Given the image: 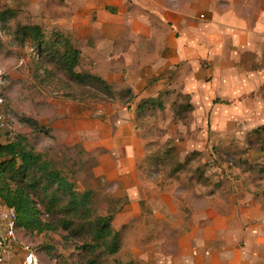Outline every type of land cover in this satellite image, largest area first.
<instances>
[{
    "label": "rangeland",
    "instance_id": "obj_1",
    "mask_svg": "<svg viewBox=\"0 0 264 264\" xmlns=\"http://www.w3.org/2000/svg\"><path fill=\"white\" fill-rule=\"evenodd\" d=\"M200 1L202 59L178 62V72L175 55L143 35L155 16L150 0H0V11L16 12L6 27L0 23L12 134L25 136L79 192L91 190L93 215H115L120 248L103 256L105 264H182L186 253L191 264H210L196 236L207 234L214 214L250 209L249 193L264 199V0L245 8L242 0L237 8L221 0L212 10L211 0ZM184 2L191 0L175 8ZM163 13H156L159 22ZM19 24L61 31L81 52L75 69L99 76L111 92L80 86L39 59L32 43L15 36ZM155 75L158 83L149 85ZM153 88L164 106L147 102L138 112L143 99L156 96ZM59 218L43 213L55 228L40 233L18 226L12 264H23L27 251L40 264H86L97 249L83 248L89 238L69 233Z\"/></svg>",
    "mask_w": 264,
    "mask_h": 264
},
{
    "label": "trees",
    "instance_id": "obj_2",
    "mask_svg": "<svg viewBox=\"0 0 264 264\" xmlns=\"http://www.w3.org/2000/svg\"><path fill=\"white\" fill-rule=\"evenodd\" d=\"M15 13L14 8L10 7L0 11L2 27H6ZM14 34L19 40L32 43L39 59L55 63L78 85H98L105 92H111L108 83L99 76L75 69L81 52L61 31L53 29L47 32L40 24H19ZM126 92L131 94L128 89ZM147 102H150L151 107L163 105L159 96L148 97L138 104V112H141L142 105ZM189 105L187 104L186 108H189ZM23 120L31 127H37L35 120L28 117ZM262 129L264 130V126ZM5 134L6 141L0 143V199L15 207L17 226L39 233L52 230L55 226L43 219V213L58 214V223L63 229L69 230L71 234L85 233L89 238V241L82 244L83 248H89L91 251L97 249L98 252L90 256L86 264H105L103 256L113 255L120 248L121 227L112 223L115 215H93L91 190L79 192L74 181L61 169L42 159L25 136L16 132L12 134V130L6 131ZM167 152L164 158L167 157ZM181 165L183 164L180 163L178 168Z\"/></svg>",
    "mask_w": 264,
    "mask_h": 264
},
{
    "label": "crops",
    "instance_id": "obj_3",
    "mask_svg": "<svg viewBox=\"0 0 264 264\" xmlns=\"http://www.w3.org/2000/svg\"><path fill=\"white\" fill-rule=\"evenodd\" d=\"M176 1L180 2L183 0H150V12L155 16H151V20L148 21V26H146L147 29L144 30L143 35L145 37L150 36V39L156 45L157 49L165 47V51L169 50L171 56L175 55L176 60L172 63V66H174L175 69L179 68V72L182 66L175 65L180 64L182 61L187 60L188 62L189 60V62L192 63V60H194L195 62H193L195 64L202 59L201 56H198L201 52V48L199 47L202 46V39L195 37L200 32L201 27L200 22L197 19L200 14L198 15L197 12L203 7L200 0H191V3L188 4L187 2L182 3L183 5L179 3L177 8H175L174 3ZM246 1L249 0H242V2H244L242 7L244 8L247 7ZM222 2L225 3V1L221 0H211L208 7H211L210 9L212 10L213 7H216V5H219ZM228 2V7H241V5H237V2H239L238 0H230ZM156 4H158L157 6H160L163 10L160 8L157 9ZM169 4L174 10L169 8ZM107 8L112 12L116 11L114 7ZM161 12L164 13L159 22L156 18V13L160 14ZM212 21L213 18H211V22ZM144 23L145 22L141 24ZM231 23L233 25L236 24L234 21ZM162 25L166 26V28L162 27ZM137 29L138 28L134 29L136 30L135 34H138L140 31V29ZM234 30L235 29H232L231 31L234 33ZM188 48H190V52H187ZM163 57L165 60L166 55ZM185 64L187 65V63ZM157 76L158 75L154 76V79L149 85L154 84L155 86L158 83V78L160 77ZM162 77H166V75L162 74ZM169 77L170 75L168 74L166 79ZM169 82L171 81L169 80ZM153 89V93H155L156 96L149 95L147 97H160L159 93L161 91H159L158 88V90L155 88ZM167 94L168 93L165 91L164 95ZM255 195L250 193L246 194V200L249 199L251 202L249 203V207H251L250 209H244L241 211L234 209L228 211L226 215L223 213L214 214L213 217L215 218L202 232V234H207H204L203 236H201L202 234L199 235L201 236L200 239L196 236L199 246L198 250H200V253L205 260H210V264H216V262L217 264H264V199L262 195ZM257 197L259 198V201H255L258 200ZM202 242H204V244L201 246ZM226 242L227 245H225ZM17 259L18 258L14 259L13 264L18 263ZM181 262L182 264H191L192 258L186 253L185 256L181 258ZM202 264L206 263L202 261Z\"/></svg>",
    "mask_w": 264,
    "mask_h": 264
},
{
    "label": "built area",
    "instance_id": "obj_4",
    "mask_svg": "<svg viewBox=\"0 0 264 264\" xmlns=\"http://www.w3.org/2000/svg\"><path fill=\"white\" fill-rule=\"evenodd\" d=\"M2 77H0V132L12 129V118L9 114ZM5 138H0V143ZM17 211L14 206L0 199V264H12V256L17 250L18 226L16 223ZM25 249H28L27 246ZM23 264H40L39 256L27 251Z\"/></svg>",
    "mask_w": 264,
    "mask_h": 264
}]
</instances>
